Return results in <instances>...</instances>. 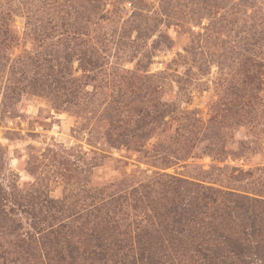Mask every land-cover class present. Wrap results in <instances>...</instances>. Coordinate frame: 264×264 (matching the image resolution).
<instances>
[{"label":"rangeland","instance_id":"1","mask_svg":"<svg viewBox=\"0 0 264 264\" xmlns=\"http://www.w3.org/2000/svg\"><path fill=\"white\" fill-rule=\"evenodd\" d=\"M20 3L0 39V264L58 220L78 241L109 199L108 240L166 239L172 190L264 219V0H72L47 29Z\"/></svg>","mask_w":264,"mask_h":264},{"label":"trees","instance_id":"2","mask_svg":"<svg viewBox=\"0 0 264 264\" xmlns=\"http://www.w3.org/2000/svg\"><path fill=\"white\" fill-rule=\"evenodd\" d=\"M35 1L37 10L33 17H36L37 27L63 26V22L58 21L59 16L63 17L67 2L72 4V0ZM18 2L21 0H0V39L12 28L11 14L15 12L14 7ZM259 67L245 61L240 75L243 96L259 89ZM133 145L135 150L141 146L140 143ZM209 190L221 195L218 201L211 200L213 205L209 208H200L197 197L187 202L176 190L170 191L169 208L165 214L169 224L166 223L163 229L166 239L155 231L138 230L131 235L125 228L123 231L117 229V234L108 240L106 226L101 223L106 224V219H109V199L97 206L96 215H88V222H81L76 227L78 241L70 237L73 224H63V219H54L56 223L49 225L42 235L35 236L30 242L16 241L14 251L6 253L2 264H264V219L254 214L249 202L235 200L230 208L242 212V223H225L217 215L222 210L218 206L227 209L220 199L225 196L226 200H231V195ZM203 199H207V196Z\"/></svg>","mask_w":264,"mask_h":264}]
</instances>
